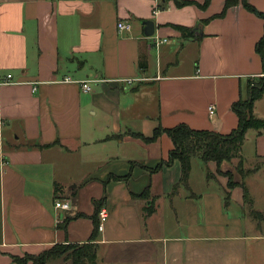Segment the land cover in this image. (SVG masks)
Returning a JSON list of instances; mask_svg holds the SVG:
<instances>
[{
  "label": "crops",
  "instance_id": "1",
  "mask_svg": "<svg viewBox=\"0 0 264 264\" xmlns=\"http://www.w3.org/2000/svg\"><path fill=\"white\" fill-rule=\"evenodd\" d=\"M178 1L195 4L0 0V80L12 81L0 86V264L88 243L102 199L109 217L93 241L97 264H249L243 188L224 205L225 179L207 178L217 164L193 159L189 187L173 194L180 161L152 172L174 150L171 137L132 135L181 124L229 135L239 125L233 106L264 74L262 18L241 3L220 16L227 0ZM247 2L264 14V0ZM119 21L133 30L120 33ZM144 21L154 22V36L144 35ZM86 81H96L90 92ZM254 115L264 120V93ZM242 147L253 206L264 131L248 130Z\"/></svg>",
  "mask_w": 264,
  "mask_h": 264
},
{
  "label": "trees",
  "instance_id": "2",
  "mask_svg": "<svg viewBox=\"0 0 264 264\" xmlns=\"http://www.w3.org/2000/svg\"><path fill=\"white\" fill-rule=\"evenodd\" d=\"M211 0H206L204 6L205 8L209 5ZM178 7H186L192 4H195L193 1H178L175 0ZM242 4L249 12H253L264 20V14L256 10L248 4L247 0H227L224 11L220 16H223L229 8L234 7L237 4ZM180 31L185 34L187 30L185 28L179 27ZM256 51L260 54L264 67V35L256 46ZM145 63L141 64V68L144 69ZM251 96L246 101H239L233 106V110L237 116H239V125L236 130H234L229 135H221L213 131H198L190 129L187 125L181 124L172 129L157 128L153 132L152 137H145L142 134H135V137L143 140L145 143H151L157 141L162 133L168 134L174 143V150L170 153L169 158L164 160L160 166L153 170L152 172L160 171L164 166H172L175 161H180L182 165V174L179 184L175 187L173 194L177 193L179 186L189 187V176L192 169V160L197 158L200 159L204 164L208 165L209 162H214L217 164V174L222 172V166L225 162H232L233 160H238L237 172L239 175L244 177L245 174V162L242 156L243 144L245 141L246 134L248 130H262L264 131V120L258 119L254 115V104L260 99L264 93V79H259V82L253 84L251 90ZM245 174V175H244ZM229 177L228 187L229 192L226 191V202L231 198L230 191L242 187L245 198V203L251 204L250 195L243 183L233 182L231 178V173H227ZM207 178L211 179L212 173L207 169ZM127 179L120 177H111L110 180H121ZM149 188L141 195L148 198ZM103 201L95 202V215H94V233L91 236L90 241L84 245H64L57 244V246L52 249L46 250L39 255H30L27 254L24 257H13L14 262L17 264H28L33 262L34 264H49L51 261L58 260L62 258L64 260L71 261L72 264H97V253L98 247L96 244H93V241L97 237L99 232L100 225V211L103 208ZM152 209L149 210V213H152Z\"/></svg>",
  "mask_w": 264,
  "mask_h": 264
},
{
  "label": "rangeland",
  "instance_id": "3",
  "mask_svg": "<svg viewBox=\"0 0 264 264\" xmlns=\"http://www.w3.org/2000/svg\"><path fill=\"white\" fill-rule=\"evenodd\" d=\"M196 163L200 164L201 167L206 166V164H203L199 159L195 158ZM231 165L228 166H222V172L220 174H212V177L218 176L219 178H223L224 182H226V191L229 192L228 182L229 177L227 176V173H231V178H233V182H241L243 179L241 175L237 172V167L239 165L238 160H233L230 162ZM252 169V166L250 163H246L245 165V174L247 173V168ZM207 170V169H206ZM254 172V170H252ZM196 173V170H195ZM244 174V175H245ZM252 181H255V187L254 193V202L255 204L251 206V204L245 205V212L244 216L242 217V221L244 224L243 232L249 237L248 241V255H249V264H264V170L254 175V177H251ZM215 183V180H213V185ZM221 185V184H220ZM248 186V184H247ZM220 191L221 187L219 186ZM226 191L224 192L222 189V197H223V203L225 205V197H226ZM218 193L219 189H218ZM234 209V208H233ZM230 209L229 211L234 213L238 210L236 209ZM260 236V239H252L254 237ZM50 264H72L71 261L64 260L62 258H58V260L51 261Z\"/></svg>",
  "mask_w": 264,
  "mask_h": 264
},
{
  "label": "built area",
  "instance_id": "4",
  "mask_svg": "<svg viewBox=\"0 0 264 264\" xmlns=\"http://www.w3.org/2000/svg\"><path fill=\"white\" fill-rule=\"evenodd\" d=\"M117 28H118V31L120 33H128V32H131L133 30V27L131 25V23H127V22H124V21H119L117 23ZM167 41L166 40H156L155 43L157 46H159L160 44L162 43H166ZM9 79H11L12 77L9 75L8 76ZM260 79H264V74H262L260 76ZM70 81L69 79L66 80L65 82H68ZM12 81L8 80V81H2L0 80V86L1 85H6V83H11ZM92 82H95L96 81H86V82H83L82 84V90H85L86 92H90L91 91V88H90V83ZM134 81L132 80H129L128 84H132ZM210 111V114L211 115H214V108L213 107H210L209 109ZM55 207L58 208V209H61L63 211H69L71 210V204L67 201H62V200H56V203H55ZM109 217V213H107V210L105 208H102V210L100 211V225H99V230L102 232L104 230V223L107 221Z\"/></svg>",
  "mask_w": 264,
  "mask_h": 264
},
{
  "label": "water",
  "instance_id": "5",
  "mask_svg": "<svg viewBox=\"0 0 264 264\" xmlns=\"http://www.w3.org/2000/svg\"><path fill=\"white\" fill-rule=\"evenodd\" d=\"M142 25L145 27L144 35L146 37H152L155 34L156 27L153 21H144Z\"/></svg>",
  "mask_w": 264,
  "mask_h": 264
}]
</instances>
